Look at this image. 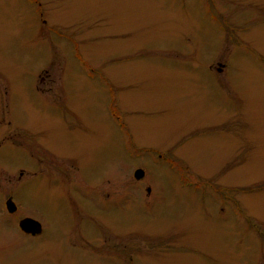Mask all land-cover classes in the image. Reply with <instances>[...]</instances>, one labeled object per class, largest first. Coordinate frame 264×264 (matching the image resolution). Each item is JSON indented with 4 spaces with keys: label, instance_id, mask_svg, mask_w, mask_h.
Here are the masks:
<instances>
[{
    "label": "rangeland",
    "instance_id": "374dc122",
    "mask_svg": "<svg viewBox=\"0 0 264 264\" xmlns=\"http://www.w3.org/2000/svg\"><path fill=\"white\" fill-rule=\"evenodd\" d=\"M66 155L103 196L140 190L76 199L102 258L63 244L62 188L86 185ZM36 156L54 180L28 179ZM0 170L24 172L17 214L45 224L1 219L0 264H114V236L118 264H264V0H0Z\"/></svg>",
    "mask_w": 264,
    "mask_h": 264
},
{
    "label": "flooded vegetation",
    "instance_id": "af4514ba",
    "mask_svg": "<svg viewBox=\"0 0 264 264\" xmlns=\"http://www.w3.org/2000/svg\"><path fill=\"white\" fill-rule=\"evenodd\" d=\"M216 69L220 70L221 68L217 67ZM43 79L44 77H41L40 82H43ZM38 86L39 85L36 84L37 89ZM47 151L48 152L44 150L45 153L44 152L43 153L48 158L49 156L48 153L50 152V150L47 149ZM66 156L69 159V161L70 160L73 161L71 164V168H73L75 172L73 173L75 175L73 179H75L76 177L77 179L82 180L86 185L85 186L77 185L73 187H63V188L61 187L67 203H70V205L73 207L72 208L73 211H75V214L79 219V220L76 219V223H73L74 225H71L72 229H68V232L70 230L71 231L67 235V239H65L66 233L64 234L63 244L67 242L69 245H71L76 249L91 251L92 253H94L96 257L102 258L103 257L102 255L103 254V242H102L103 219L101 216H98L96 214L94 215L88 211H85L83 205L82 206L80 205L81 202L79 201L80 203H78L76 199H80L83 197L87 199L88 198L91 199V201L89 199L88 200L96 206V210L98 211H102L103 209L102 202L105 201L107 202V207L113 210L118 206L124 205V203H126L127 201L134 200V198L137 201H140L141 197L139 195L141 194L138 192L140 190L138 189L137 193L135 191L132 192L129 191L126 194L127 196L121 199L118 194L117 188L113 187L111 189V192H106L105 196H103V192L100 189L101 184L103 183V178L97 177L95 180L94 179L90 180V178L84 175L83 172L80 170L78 165L79 159L76 156L73 157L69 155ZM34 161H35L34 169L36 168V170L33 169L31 171L30 178L28 179L37 180L40 175L45 174L49 176V178L52 177V180H54L53 175L55 173L54 171L51 170L52 166L49 165L50 163L49 161H46V163L43 166L44 169L42 170L40 168V164L42 165L43 160L41 161L39 156H36L34 157ZM64 169L65 170L63 171V178L66 180L68 184H70L71 183L70 175L72 173H70V171L68 170L69 168L64 167ZM23 174L24 172L20 170L19 172L9 173V175L11 176H8L5 170H0V220L3 218L5 219V221L6 219H9L8 223L13 224L15 228H17L19 232L25 235L26 237H29L31 239H40L45 234V224L43 220L39 216H36L34 214L31 215L17 214L18 211L22 210L21 207L23 204H28L25 202V200H23V198L21 197V193H19L18 191V188L26 182L22 180ZM137 180H141V178ZM7 184L10 185L9 188H7L6 186ZM145 190H146V194L149 195L150 187L149 186L146 187ZM149 198L145 199V197H143V200L145 199L144 202L148 203L147 201L149 200ZM8 200L14 202L15 205L14 211L10 212L7 210ZM5 212H7V214L10 215L11 217L6 218ZM14 214H16V217L12 219L13 218L12 215ZM24 217H30L36 220L40 224V230L34 234L24 231L19 226V221ZM83 223H87L88 225H84V227H82ZM94 233H95L94 238H91L89 235H87L90 234L91 236H93ZM113 238L114 239H112L111 241V251L113 254L112 257L114 258V264H118L120 260L117 254L120 246H118L117 238L115 236ZM133 259H134V255L131 253V251H128L126 257H122V264L124 263V260L125 262L126 261L132 262ZM61 263L68 264L66 259H62L59 264Z\"/></svg>",
    "mask_w": 264,
    "mask_h": 264
},
{
    "label": "water",
    "instance_id": "95a60500",
    "mask_svg": "<svg viewBox=\"0 0 264 264\" xmlns=\"http://www.w3.org/2000/svg\"><path fill=\"white\" fill-rule=\"evenodd\" d=\"M143 175H144V171L141 168L136 169L135 172H134L135 178H141ZM7 209L10 212L15 210V205H14L13 201L8 200ZM19 226L24 231L32 233V234H34V233H36V232H38L40 230V224L36 220H34V219L30 218V217L22 218L19 221Z\"/></svg>",
    "mask_w": 264,
    "mask_h": 264
}]
</instances>
